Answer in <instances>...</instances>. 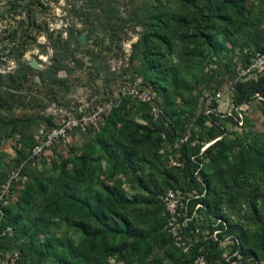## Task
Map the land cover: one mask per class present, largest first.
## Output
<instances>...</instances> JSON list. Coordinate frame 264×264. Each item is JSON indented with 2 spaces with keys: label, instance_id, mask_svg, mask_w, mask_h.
I'll use <instances>...</instances> for the list:
<instances>
[{
  "label": "trees",
  "instance_id": "1",
  "mask_svg": "<svg viewBox=\"0 0 264 264\" xmlns=\"http://www.w3.org/2000/svg\"><path fill=\"white\" fill-rule=\"evenodd\" d=\"M78 1L81 2L80 5H77ZM118 1L120 0H5L2 13L6 23L1 37L4 41L2 51L7 52V59L15 61L16 69L5 75L6 86L1 92L8 100H2L0 105L7 112L13 110L17 103L15 91L35 77L39 81V87L47 92L44 99H56L57 95L50 92L51 86L60 81L52 79V71L56 73L59 69L66 68V62L72 57V53L69 54L72 44L75 43V47L79 48L77 35L82 32H86L88 36L97 33L102 25L98 21L101 13L109 19L121 16L120 14L135 15L131 28H119L125 33L136 27L145 31L138 47L135 46L141 63L138 73L143 85L147 84L142 89L156 92L157 105L162 114L158 120L153 121L149 106L139 102L146 112L145 124L131 123L135 132L127 137L133 142L135 135L141 131L146 133V141L151 136H156L155 159L165 185L159 184L153 177L147 179L136 170L135 164L131 162V150L120 152L109 139H105L101 144L105 146V150L110 151L109 159L116 173L113 186L104 188L106 199L98 192H89L85 187L87 181L94 177L95 162L90 156L80 154L73 161L75 169L70 176L65 175L63 165L57 185L52 183L51 176L35 180L30 191L23 192L17 201V214H12L10 209L1 208L0 231L10 228L11 232L0 236V246L2 240L14 238L17 231L33 239L39 237L48 229L51 219L63 217L81 235L80 248H74L68 240L62 245L58 240L53 241L46 236L37 246V242L32 240L36 256L33 261L26 259L20 249L11 253L17 252L23 264H108V259H113V264H164L163 261H166L165 264H196L195 260L199 255L204 256L211 264H264V212L259 213L254 202L250 201L251 218L261 229L256 248L250 249L245 235L233 234L236 227L221 213L220 195L213 202L208 200L210 183L207 176L208 168H215L227 159L228 132L223 123L230 124L235 132L244 133L255 141L250 151L254 164L264 172V127L261 133L252 135L250 131L245 132L247 117L244 118L243 128L237 130L232 118L220 119L215 115L206 118L197 115L198 95L203 91L220 89L226 82L233 80L238 66L247 63L248 55L243 53L244 49L251 52L264 50V25L258 43L251 47L238 44L226 28L232 24L231 18L225 15L227 9L241 19L249 8L245 0H126L125 6L118 5ZM59 2L64 5V16L61 18V26L57 28L51 26L47 17ZM77 24L80 25L79 28ZM219 34L223 35L221 41H218ZM40 36L45 38L53 53L50 66L44 71H35L23 61V57L36 46ZM177 42H202L208 50L201 59L189 60L190 68L196 70L191 74L194 81L192 86L184 79H179L174 72L172 80L175 88L170 90L164 84L169 73L166 58ZM170 93L173 96L179 94L180 98H161V94L169 97ZM256 94L262 98L261 101L256 100ZM253 101L264 104V72L256 81L235 84L236 104H251ZM194 118L196 120L193 122ZM207 119L211 126L205 125ZM16 123L22 121L17 119L8 122V131L15 130ZM187 130L188 139L176 149L174 144ZM107 133L110 134V131ZM219 137L221 138L200 154L203 144ZM194 141L197 143L193 145ZM143 142L140 140L137 143ZM176 153H179L180 166L171 165L169 160V155L175 156ZM122 160L127 162L126 167L121 164ZM117 171L131 181L132 188H129V192L115 179ZM68 178L71 184L64 182ZM236 180L234 178V182ZM174 188L193 197L189 203L190 215L196 204L203 207L198 210L202 218H192L184 229V238L189 240L187 252L177 247L164 229L166 211L161 196ZM131 189H136L137 192L131 194ZM34 192L43 202L40 210L32 215ZM135 207L150 208L151 220H143L144 224L137 225L136 219L122 213ZM69 217L78 218L70 221ZM214 231L220 232L213 237ZM109 236L118 238L119 241L110 246L107 242ZM60 246L63 249L58 250ZM155 251L157 254L159 251L161 256L148 261ZM7 254L10 253L1 252L0 257Z\"/></svg>",
  "mask_w": 264,
  "mask_h": 264
},
{
  "label": "rangeland",
  "instance_id": "2",
  "mask_svg": "<svg viewBox=\"0 0 264 264\" xmlns=\"http://www.w3.org/2000/svg\"><path fill=\"white\" fill-rule=\"evenodd\" d=\"M125 1L120 0L117 3L125 6L127 5ZM5 3V0H0V102L8 100L1 92L6 86L5 75L16 69L15 61L7 59V52L2 51L4 41L1 37L6 23L2 12ZM80 3L78 1L77 5ZM245 4L249 8L241 19L227 9L225 15L231 18L232 24L226 28L231 38L238 44L255 47L264 25V0H245ZM63 6V3L59 2L51 9L47 17L51 26L57 28L61 26ZM120 15L109 19L101 13L98 21L102 25L97 33L91 36L86 32L78 34L85 35L83 44L79 43L77 35L79 48L75 47V43L72 44L69 50L72 57L66 62V68L59 69L56 73L52 71V79L60 81L51 86L50 92L57 95L56 99L51 101L49 98L44 99L47 92L39 87V81L35 77L15 91L17 103L13 110L7 112L4 106L0 105V214L1 208L10 209L12 214H17L19 211L17 201L23 192L30 191L35 180L51 176L52 183L57 185L63 165L65 175L70 176L75 169L73 161L80 154L90 156L95 162L93 168L96 172L85 187L89 192H98L106 199L104 188L113 186L116 173L109 159L110 151L105 150V146L101 144L105 139H109L113 147L120 152L131 150L133 152L131 162L135 164L136 170L147 179L153 177L159 184L165 185L155 159L156 136H151L146 141L147 135L141 131L135 135L133 142L127 137L135 132L130 126L131 123L145 124L146 119L145 110L128 93L131 85L136 84L140 88L147 86L146 83L143 85L138 73L141 63L137 55L138 49L135 48L138 47L145 31L141 27H136L125 33L119 26L131 28L136 16ZM76 26L80 27L78 24ZM222 37L223 35L219 34L218 41H221ZM47 47L45 38L40 36L36 46L24 55L23 61L30 66L34 59L38 68L33 69L30 66L31 69L46 70L50 66L53 53ZM207 50L208 47L202 42L175 43L166 58L169 73L164 84L167 89L175 88L172 80L174 72L179 79H184L192 86L194 81L191 74L196 70L190 68L189 60L201 59ZM175 95L170 93L168 97L161 94V98L164 100L180 98L179 94ZM246 114L248 125L245 132L250 131L252 135L261 133L264 127V104L251 102ZM17 119L22 123H16L15 130L8 131L10 128L8 122ZM223 126L228 132L226 147L229 150L226 160L215 168L207 169L210 183L208 200L213 202L217 195H220V211L236 227L233 234L238 236L244 234L248 248L255 249L261 229L251 218L249 203L253 201L258 212H264V172L254 164V157L250 151L255 141L244 133L235 132L230 124L223 123ZM109 131L111 135L107 133ZM140 140L144 142L137 143ZM121 164L127 166V162L123 160ZM234 178H237L236 182ZM115 179L121 182V187L127 192L132 188L131 181L120 171H117ZM64 180L71 184L69 178ZM135 190L131 189V194L136 193ZM33 195L31 214L35 215L43 201L36 192ZM151 212L150 208L145 207L122 211L136 219L137 225L144 224L143 220L149 222ZM77 218L69 217L68 220ZM26 221L27 218L24 219V222ZM46 236L53 241L58 240L62 245L68 240L74 248H80L81 235L70 227L63 217H57L51 219L48 229L39 237L33 239L17 231L11 240H2L0 253H11L20 249L26 259L33 261L36 256L32 249V240L37 242V246ZM118 241V238L107 237L110 246ZM61 249L63 246L58 250ZM227 251L230 250L227 248ZM158 256L161 254L155 251L147 260L157 259ZM108 264H113V259H108Z\"/></svg>",
  "mask_w": 264,
  "mask_h": 264
},
{
  "label": "built area",
  "instance_id": "3",
  "mask_svg": "<svg viewBox=\"0 0 264 264\" xmlns=\"http://www.w3.org/2000/svg\"><path fill=\"white\" fill-rule=\"evenodd\" d=\"M243 53L248 55V60L245 65H239L237 68V74L231 81L226 82L220 89L203 91L198 95L197 99V115L210 118L211 115H215L220 119L232 118L235 122V129L241 130L244 126V118L247 116L246 112L249 109L250 103L236 104L234 102L235 84L237 82H249L256 81L257 78L264 72V50L251 52L247 49L243 50ZM128 93L134 99L140 103L147 104L150 108V114L153 121L160 118L162 110L157 105V94L154 91L148 89H142L136 84L129 87ZM257 101H261L262 98L256 94ZM196 118L193 119V122ZM205 125L211 126L209 119L205 122ZM189 137V130L178 139L174 144L176 149L180 148V145L184 143ZM197 137V135H196ZM221 137L203 144L200 149V154L212 143ZM197 141L193 142V145ZM179 152V151H178ZM179 153L175 156L169 155L171 165L180 166L181 162L178 159ZM192 157V159H194ZM197 173V172H196ZM193 197L179 188L168 190L161 196V201L166 211V222L164 229L170 234L174 244L177 247L182 248L183 252H187L189 249V240L184 238V229L192 218L200 219L201 215L198 213L200 208H203L201 204L194 206L191 215L189 214V203ZM10 233L11 229L8 228L2 232ZM220 231H214L212 236L215 237ZM196 264H211L206 261L204 256L199 255L196 260ZM0 264H23L20 260L17 252L7 254L4 257H0Z\"/></svg>",
  "mask_w": 264,
  "mask_h": 264
},
{
  "label": "water",
  "instance_id": "4",
  "mask_svg": "<svg viewBox=\"0 0 264 264\" xmlns=\"http://www.w3.org/2000/svg\"><path fill=\"white\" fill-rule=\"evenodd\" d=\"M78 40H79V43L80 44H83L84 43V41H85V35H78ZM30 66H31V68H33V69H37L38 68V65H37V62H36V60H32V62H31V64H30Z\"/></svg>",
  "mask_w": 264,
  "mask_h": 264
}]
</instances>
